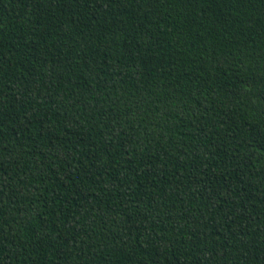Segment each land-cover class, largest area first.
Here are the masks:
<instances>
[{
	"label": "trees",
	"instance_id": "16d2710c",
	"mask_svg": "<svg viewBox=\"0 0 264 264\" xmlns=\"http://www.w3.org/2000/svg\"><path fill=\"white\" fill-rule=\"evenodd\" d=\"M0 264H264V0H0Z\"/></svg>",
	"mask_w": 264,
	"mask_h": 264
}]
</instances>
